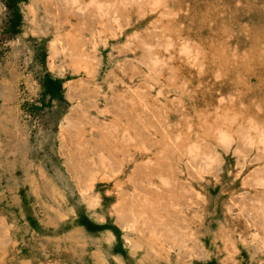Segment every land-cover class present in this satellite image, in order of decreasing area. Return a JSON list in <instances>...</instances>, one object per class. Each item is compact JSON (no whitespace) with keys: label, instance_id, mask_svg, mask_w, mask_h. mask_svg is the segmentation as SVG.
<instances>
[{"label":"rangeland","instance_id":"374dc122","mask_svg":"<svg viewBox=\"0 0 264 264\" xmlns=\"http://www.w3.org/2000/svg\"><path fill=\"white\" fill-rule=\"evenodd\" d=\"M90 1L0 0V264H264V143L190 126L202 65L184 24L157 25L148 0H96L103 15ZM263 5L217 15L247 68Z\"/></svg>","mask_w":264,"mask_h":264},{"label":"bare ground","instance_id":"6f19581e","mask_svg":"<svg viewBox=\"0 0 264 264\" xmlns=\"http://www.w3.org/2000/svg\"><path fill=\"white\" fill-rule=\"evenodd\" d=\"M69 1H71L73 3H77L80 0H69ZM125 1L126 2L127 1L133 2L136 0H125ZM231 1L232 0H148L149 4L152 5V7H153L152 9L155 10V9L163 8V9H161L163 14L160 16V20H157V25H160L161 27H162V25L165 27L166 26L168 27L167 24H170V23L172 24V22H174V20H178V23L181 25L184 24V26H181V28H184V32L186 33L187 36L184 37L185 39L183 40V48H184L183 50L186 54H190V55L191 54H197V55H195V61H197L199 63V66H200V64L202 65L201 70H200L199 75H198L199 76L198 86L195 88L196 91L194 93V96L191 99V101H189V107L186 110L187 114L190 118V120L188 121L190 126H191V124L192 125H198L200 128L204 129V131H205L204 134H202V135H199V132H197L199 139L200 138L203 139L205 137L204 135H206L205 133L211 134L212 131L217 127L216 126V125H218L217 122L218 123L223 122V124L226 123L225 125L231 126V128L230 127H229V129L219 128V127L216 128V129H218V134H217L218 137L217 138H218L220 144L230 145L233 141H235V139H239L246 144H249V143L254 144L255 142L256 143H259V142L264 143V55L262 53H260V56L258 58L259 61L257 60L258 63H255V64L259 65V67L258 66H251V67L247 68V65L245 67L242 65V62L238 61V59L231 53L232 51H230V50L227 51V49H226L227 47L225 44V36L227 35V33H229V30H227L226 26H223L220 29L219 25L217 24V22L219 23V19L217 18L219 16H217V15L220 12L223 13V12H226L227 10L231 9V7H230ZM89 3H95L94 5L96 7L98 14L103 15V14L110 12V10L108 8H106L102 3H99L96 0H91ZM52 4H53V1H52ZM46 6H47V4H46ZM44 8H45V6H44ZM54 10L56 11L55 8H54ZM57 10H59V9H57ZM190 11H191V16L186 14V12L189 13ZM55 15L57 16V14H55ZM58 16H60V15L58 14ZM84 16H86V15L84 14ZM93 16H95V15H93ZM87 17H89V16H87ZM48 18H50V17H48ZM73 18H75V17L73 16ZM75 19H77V18H75ZM78 20H80V18ZM58 21H59V19H58ZM76 21H74V24ZM223 21H224V19L222 20V22ZM75 27H76V25H75ZM88 28H89V26H88ZM81 30H83V29H81ZM148 35H150V34H148ZM67 36H66V38H67ZM79 36H80V34H79ZM57 37H58V44H59L58 48H60L61 50H64L66 45H64L63 42L66 41V39L62 42L61 40H62L63 35L61 37V34H59V33H58ZM262 38H263V42H264V35L262 36ZM73 39H74V37H73ZM66 42L68 43V41H66ZM79 42H81V41H79ZM254 44H255V41L252 43V45L250 47H252ZM50 45H52V44H50ZM85 45H87V44L85 43ZM254 46L252 48H254ZM79 47H77V49ZM58 48H57V52L59 50ZM69 48L71 49V47H69ZM255 48L253 50H255ZM122 50H124V49H122ZM73 51H76V50H73ZM84 51L86 52V50H84ZM75 53H77V52H75ZM121 53H124V52H121ZM125 53H127V52L125 51ZM83 54H85V53H83ZM88 55H89V53H88ZM150 55H152V54H149V56H148L149 60L148 61L153 62L154 59H151V61H150ZM68 56H70L69 53H68ZM75 59H78V58H75ZM72 61H74V60L72 59ZM72 61H71V63H72ZM75 61H77V60H75ZM78 61H79V59H78ZM69 62H67V63H69ZM130 62H131V60H130ZM87 64H88V61H87ZM50 66L52 67V65H50ZM61 66H63V65H61ZM84 66H86V65H84ZM125 67H126V65H125ZM253 74L256 75V77L259 81L258 87H253L252 84L250 83L249 76L253 75ZM140 94H142V93H140ZM249 94L254 98V100H257L258 102L252 103V101H251L248 104L247 101H249V100H246V99H247V96ZM68 95L70 96V94H68ZM139 96H141V95H139ZM91 99L93 100V98H91ZM90 104L91 103H89V105ZM93 105H95V104H93ZM186 106H188V105H186ZM120 109H123V108H120ZM140 113H142L141 110H140ZM164 113H165V111H164ZM119 115H121V114H119ZM173 117H174V115H173ZM88 120H89V118H88ZM134 121L132 124H135ZM119 125H118V127H119ZM130 125H131V123H130ZM136 125H137V123H136ZM134 126L135 125H133V127ZM131 127H132V125H131ZM163 131H165V130H163ZM158 132H159V130H158ZM175 134L177 136L176 139L179 140L182 138V135L184 134V130L177 129ZM140 135H141V133H140ZM144 135H146V134H144ZM100 139H102V138H100ZM134 139H136V138L134 137ZM143 140H145V139H143ZM152 140H154V139H152ZM149 142H148V144L150 145ZM196 142H197V140H196ZM192 149L197 151L196 153H199V149L198 150L195 148H192ZM89 151L87 150V152H89ZM190 165H191V163H190ZM159 166H161V164H159ZM170 167H172V166H170ZM167 168L169 169V167H167ZM64 171H66V170H64ZM134 172H136V171H134ZM130 176H131V174H130ZM125 192H126V190H125ZM253 192H252V194H253ZM121 194H122V192H121ZM240 199H242V198L240 197ZM80 201H82V200L80 199ZM139 206L141 207L140 204H139ZM138 209H139L138 213H135V215L132 216V220H133V221L131 220L132 224L140 223L144 218L143 212H145L146 210H143V209L141 210L140 208H138ZM259 209H260L259 214L264 218V202H262ZM133 210H135V209H133ZM116 211L117 210H115V212ZM248 212H250V211H248Z\"/></svg>","mask_w":264,"mask_h":264}]
</instances>
